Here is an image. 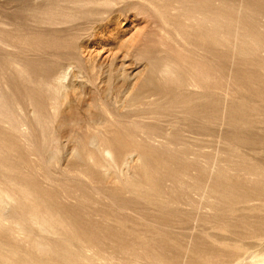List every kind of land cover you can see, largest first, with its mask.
I'll list each match as a JSON object with an SVG mask.
<instances>
[{
  "label": "rangeland",
  "instance_id": "374dc122",
  "mask_svg": "<svg viewBox=\"0 0 264 264\" xmlns=\"http://www.w3.org/2000/svg\"><path fill=\"white\" fill-rule=\"evenodd\" d=\"M0 264H264V0H0Z\"/></svg>",
  "mask_w": 264,
  "mask_h": 264
},
{
  "label": "bare ground",
  "instance_id": "6f19581e",
  "mask_svg": "<svg viewBox=\"0 0 264 264\" xmlns=\"http://www.w3.org/2000/svg\"><path fill=\"white\" fill-rule=\"evenodd\" d=\"M165 64H166V60H165ZM106 152H109L110 153V151H106Z\"/></svg>",
  "mask_w": 264,
  "mask_h": 264
}]
</instances>
